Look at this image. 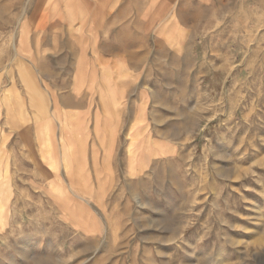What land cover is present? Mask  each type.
I'll use <instances>...</instances> for the list:
<instances>
[{
  "label": "rangeland",
  "instance_id": "obj_1",
  "mask_svg": "<svg viewBox=\"0 0 264 264\" xmlns=\"http://www.w3.org/2000/svg\"><path fill=\"white\" fill-rule=\"evenodd\" d=\"M0 264H264V0H0Z\"/></svg>",
  "mask_w": 264,
  "mask_h": 264
},
{
  "label": "bare ground",
  "instance_id": "obj_2",
  "mask_svg": "<svg viewBox=\"0 0 264 264\" xmlns=\"http://www.w3.org/2000/svg\"><path fill=\"white\" fill-rule=\"evenodd\" d=\"M171 16H172V15H168L167 18H166V20H168L169 18H171ZM164 20H165V18H164ZM166 20H165V21H166ZM146 143H147V148H150V146H151L150 142H149V141H148V142L146 141ZM69 147H70V146H69ZM155 150H156V149H155ZM132 156H133V155H132ZM66 158H67V161H69V163H71L72 158L69 157L68 155H67ZM131 159H134V158L132 157ZM137 160H138V159H137ZM72 161H73V160H72ZM142 164H143V163H142ZM137 166H138V165H137ZM71 169H72V165H71Z\"/></svg>",
  "mask_w": 264,
  "mask_h": 264
}]
</instances>
